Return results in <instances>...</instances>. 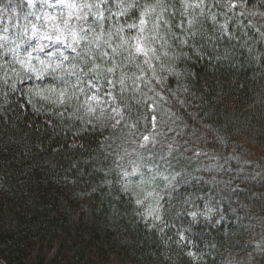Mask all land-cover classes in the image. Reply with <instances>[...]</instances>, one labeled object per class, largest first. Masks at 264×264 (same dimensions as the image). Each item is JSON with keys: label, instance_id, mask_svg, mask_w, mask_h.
Segmentation results:
<instances>
[{"label": "trees", "instance_id": "1", "mask_svg": "<svg viewBox=\"0 0 264 264\" xmlns=\"http://www.w3.org/2000/svg\"><path fill=\"white\" fill-rule=\"evenodd\" d=\"M76 2L57 70L19 92L33 72L0 60V264H264V0ZM32 7L0 0L17 43ZM149 7L145 56L127 26ZM84 77L113 93L121 138L168 128L159 219L87 115Z\"/></svg>", "mask_w": 264, "mask_h": 264}, {"label": "rangeland", "instance_id": "2", "mask_svg": "<svg viewBox=\"0 0 264 264\" xmlns=\"http://www.w3.org/2000/svg\"><path fill=\"white\" fill-rule=\"evenodd\" d=\"M27 1L34 6L32 7L34 9L30 23L24 31L23 41L27 39L24 47L21 46L23 41L17 43L15 38L11 39V34L7 30L8 25L0 22V60L6 63L7 59H13L19 72L23 74L33 72L20 83L19 92L26 88L31 80L36 82L38 79L47 77L51 71L57 70L63 61L69 59L68 55H71L73 51L72 44L76 40L73 30L75 24L73 25L74 22H72L73 14L81 9V5L76 0ZM69 4L80 7L69 8ZM65 20H69L68 25H65ZM58 36L59 39L56 38ZM108 46L106 44V47ZM74 78L77 77L74 76L72 79ZM80 80L78 79V82ZM78 82H74V85L87 88L84 99L87 115L108 125L107 135H105L108 143L117 147L125 162L127 159L125 185L145 205L146 215L152 219L155 218L159 199L172 181L167 175L166 167L162 165L163 157H170L171 154L168 151H173L172 140L168 137V128L163 126L154 128L143 137H134L133 140L129 139L130 134H125L124 138H121L117 129L122 125L123 112L115 102L113 93L108 91L107 87L104 89L92 81L87 82L85 77L81 83ZM62 93L64 96V92ZM165 140L168 141L165 142ZM149 149L151 151L144 155L145 159L137 157V152ZM125 155H128L127 158ZM161 166L164 169H161ZM149 212L152 214L149 215Z\"/></svg>", "mask_w": 264, "mask_h": 264}, {"label": "snow or ice", "instance_id": "3", "mask_svg": "<svg viewBox=\"0 0 264 264\" xmlns=\"http://www.w3.org/2000/svg\"><path fill=\"white\" fill-rule=\"evenodd\" d=\"M61 2H63V0H61ZM69 8H73V7H80L79 5H73V4H69L68 5ZM94 7H97L96 5L90 4V3H86L83 5V8H88V9H92ZM127 7L131 8L134 7L133 4H128ZM189 7H193V5H189ZM194 7H199V4L194 5ZM155 8L154 7H149L147 9H145L144 11H142L140 13L139 16V25L137 24H130L127 27L129 29H137L139 30V35L132 37L131 39L135 41L134 47L136 49L137 52H142L145 56L149 55V52H154L155 50L152 48L147 47L148 44V40L146 37L143 36V32L145 31V25L147 24V19L146 17L148 16L149 12H154ZM124 13L121 12V15H123ZM96 16L98 19H103V12H101L98 8H97V12H96ZM78 20L81 19V16H77L76 17ZM65 25L69 24V20H65L64 21ZM189 23H191V21H189ZM122 31V29H121ZM57 39H59L60 37H56ZM108 71H112V69H108ZM145 139H148L147 137H145ZM125 175H127V173H125ZM138 204L141 203L140 200L136 201ZM149 215H151L152 213L149 212ZM194 215V214H193ZM156 219H159V216L156 217ZM189 255H193L192 253H189Z\"/></svg>", "mask_w": 264, "mask_h": 264}]
</instances>
